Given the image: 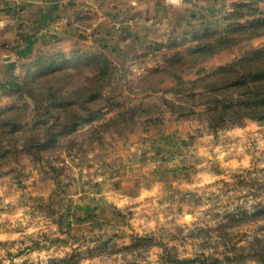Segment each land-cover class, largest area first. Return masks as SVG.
Returning <instances> with one entry per match:
<instances>
[{
	"label": "rangeland",
	"instance_id": "obj_1",
	"mask_svg": "<svg viewBox=\"0 0 264 264\" xmlns=\"http://www.w3.org/2000/svg\"><path fill=\"white\" fill-rule=\"evenodd\" d=\"M247 3L264 10L258 0ZM222 22V26L211 27H223L224 18ZM195 28L166 42H150L139 66H134L137 59L130 63L129 58L123 62L124 58L112 57V80L104 93L117 95L128 105L138 97L168 96L176 82L196 78L197 68L164 76L152 87L140 85L150 70L165 65V56L172 50L168 45L179 42L177 48L185 51L193 44L192 32L201 31ZM182 37L187 40L181 42ZM262 45L264 36L244 41L214 54L200 67L212 71ZM94 47L109 55L107 46ZM80 79L74 77L72 82ZM9 97V105L17 101L14 95ZM115 110L106 107L101 119L65 136L42 163L27 159L20 171L19 166L17 170L0 169V264H46L72 253L79 255L78 264H160L165 248L180 257L192 256L197 246L189 235L197 226L213 225L239 206L249 208L264 201V123L246 120L241 126L212 133L196 117L165 111L164 120L157 123L139 117L116 131L101 129V122ZM119 132L127 147H119L107 134ZM159 138L165 143L157 144ZM70 141L73 144L65 148ZM154 158L168 167L169 162L182 161L181 166L174 165L178 170L161 171L173 173L175 184L167 190L137 198L136 192L124 197L111 194L113 199L105 201L107 210L76 207L81 200L94 203L90 197L96 200L122 192L124 177L148 185L145 162ZM49 164L57 165L49 170ZM166 177L161 174L157 180ZM74 201L78 203L72 205ZM138 237L150 239L130 248Z\"/></svg>",
	"mask_w": 264,
	"mask_h": 264
},
{
	"label": "trees",
	"instance_id": "obj_2",
	"mask_svg": "<svg viewBox=\"0 0 264 264\" xmlns=\"http://www.w3.org/2000/svg\"><path fill=\"white\" fill-rule=\"evenodd\" d=\"M224 22L220 28L201 22V31L192 32L193 44L185 51L177 48L179 42L168 45L172 50L165 56V65L150 70L140 85L152 87L164 76L197 68L196 78L176 82L168 89V96L155 100L138 97L128 105L117 95L104 93L112 80L113 66L103 49L75 43L69 50L39 51L11 93L17 101L0 110V169L17 170L19 166L20 171L27 159L42 163L61 146L65 136L101 119L106 107L116 109L99 125L107 131L128 127L139 117L160 122L165 111L196 117L212 133L241 126L246 120L264 123V45L212 71L200 67L224 49L263 37L264 10L234 2ZM185 40L182 37L181 42ZM74 77L81 79L72 82ZM72 144L70 141L65 148ZM56 165L49 164V170ZM244 226H248L245 231ZM189 237L197 246L192 256L180 257L165 248L160 264H264V201L249 208L239 206L213 225L197 226ZM147 239L138 237L130 248ZM78 256L72 253L46 264H78Z\"/></svg>",
	"mask_w": 264,
	"mask_h": 264
},
{
	"label": "crops",
	"instance_id": "obj_3",
	"mask_svg": "<svg viewBox=\"0 0 264 264\" xmlns=\"http://www.w3.org/2000/svg\"><path fill=\"white\" fill-rule=\"evenodd\" d=\"M239 1L250 0H179L178 4L170 0H0V110L9 106V94L19 86L26 65L39 51L68 49L75 43L101 45L109 48L111 58H124L123 62L129 58L130 63L137 59L136 67L142 64V54L150 42H166L194 27L199 30L201 22L222 26L230 5ZM107 134L118 141L119 147H127L119 137L121 132ZM156 143L161 145L165 140L159 138ZM181 162H169L172 165L168 167L155 158L148 160V185H137L134 178L124 177L122 192L98 196L96 200L90 197L94 203L81 200L76 207L107 210L105 201L113 199L111 194L124 197L136 192V198L157 195L175 184L171 171H161L177 169L174 165L181 166ZM161 174L167 175L166 181L157 180Z\"/></svg>",
	"mask_w": 264,
	"mask_h": 264
},
{
	"label": "clouds",
	"instance_id": "obj_4",
	"mask_svg": "<svg viewBox=\"0 0 264 264\" xmlns=\"http://www.w3.org/2000/svg\"><path fill=\"white\" fill-rule=\"evenodd\" d=\"M170 2L173 3V4H178L179 0H170Z\"/></svg>",
	"mask_w": 264,
	"mask_h": 264
}]
</instances>
